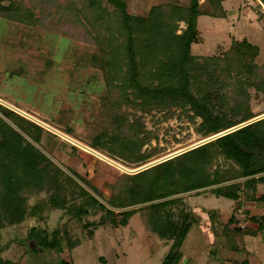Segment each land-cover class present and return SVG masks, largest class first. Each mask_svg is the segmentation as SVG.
I'll use <instances>...</instances> for the list:
<instances>
[{
  "label": "trees",
  "instance_id": "trees-1",
  "mask_svg": "<svg viewBox=\"0 0 264 264\" xmlns=\"http://www.w3.org/2000/svg\"><path fill=\"white\" fill-rule=\"evenodd\" d=\"M157 1L161 2L145 14H131L127 0H0L2 19L37 25L45 32L64 33L92 45V52L69 53L76 69L89 64L103 74L105 90L98 112L92 114V133L82 139L69 124L59 129L42 121L126 169L151 162L158 149L142 150L151 133L140 117L130 119L123 105L144 113L167 110L170 116L173 106L189 109L191 121L201 118L196 130L204 138L262 113L252 112L244 89L264 91V64L255 61L257 45L233 40L221 56L191 52V44L200 39L198 16L223 17V0H189L186 5ZM259 1L258 7L264 5V0ZM202 3L205 10L200 9ZM178 22L185 24L179 31ZM227 86L231 94L224 91ZM54 139L65 141L0 103V231L28 218L45 221L43 212L49 210L78 218L99 211L98 221L82 224L90 236L98 225L126 226L139 213L149 239L171 241L162 264H172L198 209L191 207L187 195L210 191L237 201L240 195L254 193L256 183H264V171H247L252 155L243 150L264 149V117L136 173L120 172L107 195L91 182L85 164L63 168L47 155L45 146ZM69 145L76 154L82 151ZM248 187L253 192L247 193ZM40 194L42 200L29 204L31 197ZM247 219L264 228V215ZM27 238L43 249L63 245L70 250L81 242L64 223L51 231L33 225ZM20 246L25 248L24 243ZM5 247L0 246V264H17L1 255ZM232 252L236 255L230 261L242 264L245 253Z\"/></svg>",
  "mask_w": 264,
  "mask_h": 264
},
{
  "label": "rangeland",
  "instance_id": "rangeland-1",
  "mask_svg": "<svg viewBox=\"0 0 264 264\" xmlns=\"http://www.w3.org/2000/svg\"><path fill=\"white\" fill-rule=\"evenodd\" d=\"M164 1L181 5L189 2ZM159 2L161 1L127 0V9L131 14H145L150 6ZM258 4L259 0H223V17L198 16L197 30L200 39L191 44L192 54L203 57L221 56L233 40H246L258 46L255 61L258 66L263 65L264 5L258 7ZM200 9L205 10L204 3ZM178 26L179 31L185 24L178 22ZM72 50L78 53L92 52L93 47L82 39H74L64 33L45 32L37 25L31 26L0 18V98L9 100L24 112L27 111L38 120H45L59 129L69 124L76 136L83 139L88 133H92V114L99 110V99L105 87L99 68L88 64L76 69L75 62L69 56ZM11 71L13 76L9 74ZM244 89L248 92L247 101L252 112L264 114V91L252 86H244ZM224 91L231 94L232 88L227 86ZM121 109L129 113L130 119H133V115L140 117L146 130L150 131L151 140L142 148L145 151L152 147L158 149L157 154L150 157V161L205 139L196 130L201 118L195 117L194 122L191 121L189 116L192 112L189 109L186 112L181 107L173 106L170 108L171 116L167 110L144 113L124 105ZM58 136L60 140L75 145L63 136ZM65 141L52 140L50 145L45 146L47 155L63 168H80L85 164L91 182L106 195L110 193L111 184L117 174L130 173L78 145L76 146L82 151L76 154ZM149 172L153 174V171ZM258 186L259 192H262L264 186ZM247 189V193L253 192L252 187ZM43 195L31 197L29 204L39 202ZM241 198L242 203L239 200L216 196L210 191L187 198L193 207L220 209L221 216L209 212V218L199 219L195 214L172 264H184L186 261L187 264H220L221 249L242 251L248 257V264H264V257H260L259 253L264 232L258 222L244 218L245 214L253 213L247 212L248 209L256 208V213L258 209H264V194L257 197L255 193H251L245 197L242 195ZM238 207L243 212H238ZM43 213L47 214L45 221L28 218L18 226L0 231V246H7L1 250L2 256L17 264H162L171 245V241L162 245L156 236L149 239L139 213L130 217L126 226L113 227L108 223L98 225L93 228V234L90 236L82 224L87 220L98 221L99 211L81 218L58 209ZM262 213L264 215V212ZM231 216L233 220L241 223H228L227 220ZM63 223L67 225L71 236L81 240L73 249L69 250L63 245L43 249L34 243V239L28 241L29 227L35 225L51 231ZM23 243L25 248L20 246ZM153 247L158 250L151 252Z\"/></svg>",
  "mask_w": 264,
  "mask_h": 264
},
{
  "label": "water",
  "instance_id": "water-1",
  "mask_svg": "<svg viewBox=\"0 0 264 264\" xmlns=\"http://www.w3.org/2000/svg\"><path fill=\"white\" fill-rule=\"evenodd\" d=\"M0 103L5 104L6 106L12 108L13 110L19 112V113L22 114L23 116H25V117H27V118L33 120L34 122L38 123L39 125L45 127L46 129H48V130H50V131H52V132H54L55 134H58V135H60V136L62 135V136H64V137H66V138H69V141L73 142L75 145H78V146L83 147L84 150H86V151H88V152L90 151V152L94 153L95 155H97V156H99V157H101V158H104L105 160L110 161V162H112L114 165H116L117 167H120L121 169H123V170H125V171H128V172H130V173H136V172H138V171H140V170H143V169H145V168H147V167H150V166H152V165H154V164H157V163H159V162H161V161H164V160H166V159H168V158H171V157H173V156H175V155H177V154H180V153H182V152H184V151H187V150H189V149H191V148H193V147H196V146H198V145H201V144H203V143H205V142H207V141H209V140H211V139H214V138H216V137H218V136H221V135H223V134H225V133H228V132H230V131H233L234 129H237V128L243 126V125H246V124H248V123H251V122H253V121H255V120H258V119L264 117V114H261V115H259V116H256V117H254V118H252V119H250V120H248V121H246V122H243V123H241V124H238V125H236V126H233V127L226 126V127L224 128L223 131H221V132H219V133H217V134H214V135H212V136H210V137H208V138H205V139H203V140H201V141H199V142H197V143H195V144H193V145H191V146H189V147H187V148H185V149H181V150H178V151H176V152L170 153V154H168V155H165V156L160 157V158H158V159H156V160H153V161H151V162H148L147 164H144V165L139 166V167H137V168H134V169H126V168L120 166L119 164L115 163L114 161L108 159V158L105 157L104 155H102V154H100V153H98V152H96V151L90 149L89 147H87V146L81 144L80 142L74 140L73 138L68 137L66 134H64V133H60L58 130H56V129H54L53 127L49 126L48 124H46V123H44V122L38 120L37 118H35L34 116H32V115H30V114L24 112L23 110H21V109L15 107V106L12 105L11 103H8V102L4 101V100L1 99V98H0ZM243 150H244L245 152H249V153L252 155V165H251L250 167H248L247 171H248L249 173H256V172L264 171V149H261V148H260V149H259V148H253V147H248V148H247V147H243Z\"/></svg>",
  "mask_w": 264,
  "mask_h": 264
},
{
  "label": "crops",
  "instance_id": "crops-1",
  "mask_svg": "<svg viewBox=\"0 0 264 264\" xmlns=\"http://www.w3.org/2000/svg\"><path fill=\"white\" fill-rule=\"evenodd\" d=\"M62 136V135H61ZM64 137V136H63ZM69 137V136H68ZM64 138H66V137H64ZM66 139H68L69 140V138H66ZM75 140V139H74ZM90 152V151H89ZM90 153H92V152H90ZM93 154V153H92ZM261 185V186H264V183H261V182H259V183H256V187H255V195L257 196V197H260L262 194H264V190L262 191V192H259V186L258 185ZM260 186V187H261ZM200 194V193H199ZM195 195H198V194H193V195H187V197H186V199L187 198H190L191 196H195ZM242 195H240V197H239V202L240 203H242L243 202V200H242ZM244 197V196H243ZM190 204V203H189ZM191 207H193V205H191ZM194 207H196V208H198V209H196V212H195V214L196 215H198V218L199 219H207V218H209V212L210 213H214L215 215H217L218 217L219 216H221V210L220 209H212V210H209V209H206V208H204V207H200V206H194ZM248 208H246V210H247ZM237 211L238 212H243V210L241 209V208H237ZM247 212H249V213H252V214H245L244 215V218H247V216H249V215H256V216H260V215H262L263 213L262 212H264V209H262V210H260V209H258L257 210V213H256V208L255 209H248V211ZM228 220H229V218H228ZM227 220V221H228ZM233 221H235V222H237L238 224H240L241 222H238V221H236V220H233ZM246 224L247 223H245L244 224V226H246ZM243 225H240V227H242ZM263 230V232H264V228L262 229ZM161 241V240H160ZM162 242V241H161ZM168 242H170V241H168ZM168 244V243H167ZM167 244H163V242H162V245H167ZM260 248L261 249H259V253H260V257L262 256V257H264V238L263 239H261V244H260ZM156 250H158V249H156ZM155 250V251H156ZM152 252V251H151ZM228 254V255H227ZM220 255H221V263L220 264H234V262H232V261H230V257H232L233 258V256L234 255H236V254H234L233 252H232V250L231 249H221L220 250ZM230 255V256H229ZM232 255V256H231ZM229 256V257H228ZM242 256L244 257L245 256V259L243 260V263H246V264H248V262H249V260H248V257H247V255H243L242 254ZM258 263V262H257ZM184 264H187V261L184 263ZM250 264V263H249Z\"/></svg>",
  "mask_w": 264,
  "mask_h": 264
},
{
  "label": "flooded vegetation",
  "instance_id": "flooded-vegetation-1",
  "mask_svg": "<svg viewBox=\"0 0 264 264\" xmlns=\"http://www.w3.org/2000/svg\"><path fill=\"white\" fill-rule=\"evenodd\" d=\"M261 149H263V148H261Z\"/></svg>",
  "mask_w": 264,
  "mask_h": 264
},
{
  "label": "bare ground",
  "instance_id": "bare-ground-1",
  "mask_svg": "<svg viewBox=\"0 0 264 264\" xmlns=\"http://www.w3.org/2000/svg\"><path fill=\"white\" fill-rule=\"evenodd\" d=\"M94 154V153H93Z\"/></svg>",
  "mask_w": 264,
  "mask_h": 264
}]
</instances>
